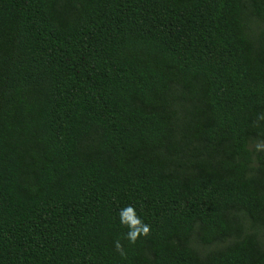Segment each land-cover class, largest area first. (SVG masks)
Masks as SVG:
<instances>
[{
	"label": "trees",
	"instance_id": "obj_1",
	"mask_svg": "<svg viewBox=\"0 0 264 264\" xmlns=\"http://www.w3.org/2000/svg\"><path fill=\"white\" fill-rule=\"evenodd\" d=\"M0 264H264V0H0Z\"/></svg>",
	"mask_w": 264,
	"mask_h": 264
},
{
	"label": "clouds",
	"instance_id": "obj_2",
	"mask_svg": "<svg viewBox=\"0 0 264 264\" xmlns=\"http://www.w3.org/2000/svg\"><path fill=\"white\" fill-rule=\"evenodd\" d=\"M258 148L261 147V145L257 146ZM128 221L131 222V225H138L136 227H130L131 230L127 233V239L130 242H134L137 238V234L145 235L148 233L149 228L146 224H142L139 222L138 219L133 218V209L131 207H127L122 213H121V222L122 223H128ZM117 250H120V244L119 242L116 243Z\"/></svg>",
	"mask_w": 264,
	"mask_h": 264
}]
</instances>
